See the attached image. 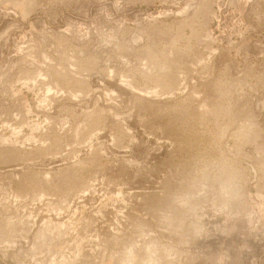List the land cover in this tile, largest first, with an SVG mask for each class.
<instances>
[{
	"label": "rangeland",
	"instance_id": "rangeland-1",
	"mask_svg": "<svg viewBox=\"0 0 264 264\" xmlns=\"http://www.w3.org/2000/svg\"><path fill=\"white\" fill-rule=\"evenodd\" d=\"M0 264H264V0H0Z\"/></svg>",
	"mask_w": 264,
	"mask_h": 264
},
{
	"label": "bare ground",
	"instance_id": "bare-ground-1",
	"mask_svg": "<svg viewBox=\"0 0 264 264\" xmlns=\"http://www.w3.org/2000/svg\"><path fill=\"white\" fill-rule=\"evenodd\" d=\"M251 126V125H250ZM247 127H248V125H247ZM248 129V128H247ZM242 131V130H241ZM253 132V131H252ZM240 133V132H239ZM242 133V132H241ZM244 133V132H243ZM246 134V133H245ZM243 135V134H242ZM248 140V139H247ZM229 185V184H228ZM235 187V186H234Z\"/></svg>",
	"mask_w": 264,
	"mask_h": 264
}]
</instances>
